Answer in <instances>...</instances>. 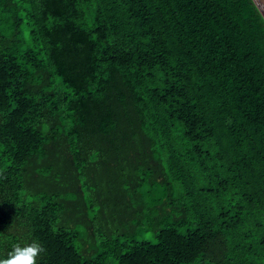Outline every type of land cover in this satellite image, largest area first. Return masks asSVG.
I'll use <instances>...</instances> for the list:
<instances>
[{
  "label": "trees",
  "instance_id": "obj_1",
  "mask_svg": "<svg viewBox=\"0 0 264 264\" xmlns=\"http://www.w3.org/2000/svg\"><path fill=\"white\" fill-rule=\"evenodd\" d=\"M34 239L37 264H264L253 0H0V258Z\"/></svg>",
  "mask_w": 264,
  "mask_h": 264
},
{
  "label": "clouds",
  "instance_id": "obj_2",
  "mask_svg": "<svg viewBox=\"0 0 264 264\" xmlns=\"http://www.w3.org/2000/svg\"><path fill=\"white\" fill-rule=\"evenodd\" d=\"M45 252V247L35 239L23 245L16 243L6 253V258H0V264H37V258Z\"/></svg>",
  "mask_w": 264,
  "mask_h": 264
},
{
  "label": "rangeland",
  "instance_id": "obj_3",
  "mask_svg": "<svg viewBox=\"0 0 264 264\" xmlns=\"http://www.w3.org/2000/svg\"><path fill=\"white\" fill-rule=\"evenodd\" d=\"M136 237L137 238L151 240V241H154L155 240L154 233H153L152 230H145L142 233L138 234Z\"/></svg>",
  "mask_w": 264,
  "mask_h": 264
},
{
  "label": "water",
  "instance_id": "obj_4",
  "mask_svg": "<svg viewBox=\"0 0 264 264\" xmlns=\"http://www.w3.org/2000/svg\"><path fill=\"white\" fill-rule=\"evenodd\" d=\"M259 9L260 13L264 17V0H253Z\"/></svg>",
  "mask_w": 264,
  "mask_h": 264
}]
</instances>
